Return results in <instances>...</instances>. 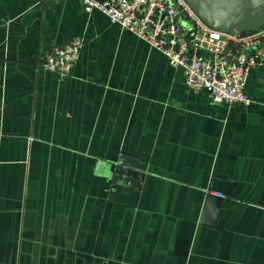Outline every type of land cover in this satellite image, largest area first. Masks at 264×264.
<instances>
[{"label": "crops", "instance_id": "crops-1", "mask_svg": "<svg viewBox=\"0 0 264 264\" xmlns=\"http://www.w3.org/2000/svg\"><path fill=\"white\" fill-rule=\"evenodd\" d=\"M245 90L212 102L79 0H0V264H264V64ZM125 158L142 181L112 186Z\"/></svg>", "mask_w": 264, "mask_h": 264}, {"label": "built area", "instance_id": "built-area-1", "mask_svg": "<svg viewBox=\"0 0 264 264\" xmlns=\"http://www.w3.org/2000/svg\"><path fill=\"white\" fill-rule=\"evenodd\" d=\"M79 3L86 14L97 10L112 24L158 50L171 66L181 69L189 88L206 90L212 102L251 103L245 83L250 68L264 64V26L256 31H218L199 19L185 0H79ZM81 47L80 38L55 45L46 53L41 66L67 74Z\"/></svg>", "mask_w": 264, "mask_h": 264}, {"label": "water", "instance_id": "water-1", "mask_svg": "<svg viewBox=\"0 0 264 264\" xmlns=\"http://www.w3.org/2000/svg\"><path fill=\"white\" fill-rule=\"evenodd\" d=\"M190 9L209 27L226 32L256 31L264 26V0H185ZM144 164L139 159H122L108 177L112 186L132 188L142 181ZM117 181V182H116ZM226 180L213 178L209 190L229 193ZM219 195V194H218ZM207 194V204L222 196Z\"/></svg>", "mask_w": 264, "mask_h": 264}]
</instances>
